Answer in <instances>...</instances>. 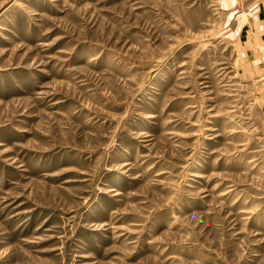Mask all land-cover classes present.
<instances>
[{
  "label": "rangeland",
  "instance_id": "obj_1",
  "mask_svg": "<svg viewBox=\"0 0 264 264\" xmlns=\"http://www.w3.org/2000/svg\"><path fill=\"white\" fill-rule=\"evenodd\" d=\"M250 0H0V264H264Z\"/></svg>",
  "mask_w": 264,
  "mask_h": 264
},
{
  "label": "crops",
  "instance_id": "obj_2",
  "mask_svg": "<svg viewBox=\"0 0 264 264\" xmlns=\"http://www.w3.org/2000/svg\"><path fill=\"white\" fill-rule=\"evenodd\" d=\"M246 5L247 19L237 35L241 74L264 91V0H250Z\"/></svg>",
  "mask_w": 264,
  "mask_h": 264
}]
</instances>
